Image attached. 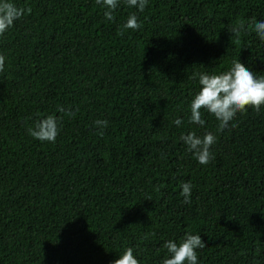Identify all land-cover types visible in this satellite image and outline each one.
Returning <instances> with one entry per match:
<instances>
[{"label": "trees", "instance_id": "1", "mask_svg": "<svg viewBox=\"0 0 264 264\" xmlns=\"http://www.w3.org/2000/svg\"><path fill=\"white\" fill-rule=\"evenodd\" d=\"M12 2L31 11L0 35V264H113L129 247L162 264L164 244L189 234L206 243L198 264H264V106L222 132L204 110L203 126L189 123L200 73L241 61L264 76L249 27L264 0H148L142 12L120 0L112 21L96 0ZM132 14L140 28L120 35ZM48 115L54 143L28 134ZM189 132L216 136L207 165L180 140Z\"/></svg>", "mask_w": 264, "mask_h": 264}, {"label": "clouds", "instance_id": "2", "mask_svg": "<svg viewBox=\"0 0 264 264\" xmlns=\"http://www.w3.org/2000/svg\"><path fill=\"white\" fill-rule=\"evenodd\" d=\"M120 0H96L106 10L104 16L107 20H114V10L117 8ZM128 7H135L139 11H144L148 0H124ZM31 9L17 7L12 0H0V35L8 31L16 20H19ZM249 27L257 34L260 40L264 41V21H252ZM140 23L135 14L128 17L127 22L121 26L120 35L125 30H137ZM245 24L241 21L237 26L230 29L231 35L237 40L241 32L245 31ZM5 57L0 55V72L4 70ZM200 90L192 98L190 103L191 115L189 123H195L203 126L205 121L201 118V110L214 116L218 121L217 131L222 132L233 120L234 116L240 112H246L252 108L257 112L264 106V76L256 77L252 70L247 68L241 61H233L232 67L217 75L207 73L199 74ZM69 117L74 116L75 112L66 110L62 106L57 109ZM78 111V110H77ZM174 123L179 126L182 121L177 119ZM94 124L103 129L108 126L107 120H96ZM59 122L53 115L35 122L34 127L28 128V134L41 142L54 143L59 134ZM103 135V131L99 132ZM180 140L186 145V150L191 152L195 159L201 165H207L212 159L210 148L216 143V136L212 133H206L202 137L195 132L182 134ZM192 185L185 182L181 185L180 195L184 198V203H190ZM206 243L200 235H186L180 242L172 240L164 244V248L169 254L162 264H198L197 249H203ZM113 264H139L138 259L133 255V249L127 248L119 259L113 261Z\"/></svg>", "mask_w": 264, "mask_h": 264}]
</instances>
